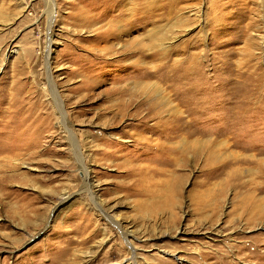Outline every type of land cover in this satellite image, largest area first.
I'll return each instance as SVG.
<instances>
[{"label":"rangeland","instance_id":"obj_1","mask_svg":"<svg viewBox=\"0 0 264 264\" xmlns=\"http://www.w3.org/2000/svg\"><path fill=\"white\" fill-rule=\"evenodd\" d=\"M53 3L0 0V264H264V0Z\"/></svg>","mask_w":264,"mask_h":264},{"label":"bare ground","instance_id":"obj_2","mask_svg":"<svg viewBox=\"0 0 264 264\" xmlns=\"http://www.w3.org/2000/svg\"><path fill=\"white\" fill-rule=\"evenodd\" d=\"M46 1H47V3L49 4L50 7H52V8L54 7V4H55V3H53V0H46ZM81 162H82V161H81ZM84 171H85V174H86V176H85V180H86V182H88V184H86V185H89V184H90V183H89V175H90V174H89V172H88L85 168H84ZM68 200H69V198H65V199H64V204H65V202L68 201ZM258 208H259V207H258ZM258 208L256 207V209H258ZM259 212H260V216H261L262 218H264V209H260ZM130 247L132 248L131 250L134 251V253H135V248L132 247V246H130ZM132 260L136 262V258H135V257H133ZM136 264H137V263H136Z\"/></svg>","mask_w":264,"mask_h":264}]
</instances>
